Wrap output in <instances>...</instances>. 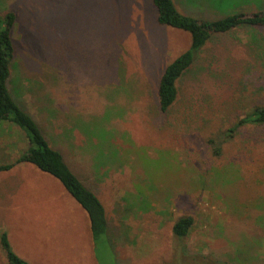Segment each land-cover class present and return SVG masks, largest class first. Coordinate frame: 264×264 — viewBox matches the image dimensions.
<instances>
[{
  "label": "rangeland",
  "instance_id": "rangeland-1",
  "mask_svg": "<svg viewBox=\"0 0 264 264\" xmlns=\"http://www.w3.org/2000/svg\"><path fill=\"white\" fill-rule=\"evenodd\" d=\"M237 1L233 9L214 0L177 3L200 18L264 6ZM153 6L0 0L1 11L17 13L11 89L99 194L109 219L95 252L88 214L59 180L29 163L1 172L0 231L32 264H264V126L224 134L264 104V28L215 35L162 113L161 75L191 36L160 25ZM7 125L0 163L27 147L25 133ZM112 152L116 160L103 154ZM186 215L195 223L179 238L173 225ZM0 264H7L1 245Z\"/></svg>",
  "mask_w": 264,
  "mask_h": 264
},
{
  "label": "trees",
  "instance_id": "trees-1",
  "mask_svg": "<svg viewBox=\"0 0 264 264\" xmlns=\"http://www.w3.org/2000/svg\"><path fill=\"white\" fill-rule=\"evenodd\" d=\"M152 1L155 6L153 7L157 9V21L160 25L186 31L191 36L190 47L170 62L161 75L158 106L162 113H167L175 104L179 97V80L194 65L199 52L215 35L226 34L243 26L264 28V6L256 10L228 12L218 18H200L184 13L179 8L177 0ZM214 1L218 3L217 7L224 9L238 5L237 0ZM16 26L17 13L13 10L1 11L0 9V126L4 122L18 126L25 133L27 147L22 150L16 160L1 162L0 173L11 171L20 163H29L59 180L87 212L96 252L101 237L109 235V219L105 203L99 194L75 172L65 154L51 144L41 124L20 103L11 89L12 64L16 56L13 32ZM247 125L264 126V104L253 106L239 117L234 125L226 129L224 134L226 138L231 139L242 126ZM96 129L102 130L95 126L93 130ZM94 134L98 135L103 146H105L104 143H110V138H102L97 131ZM209 143L215 144L216 140L211 138ZM214 147L215 153L222 152L221 147ZM103 154L113 160L118 158L117 152H112L111 155ZM194 223L195 218L192 215L182 216L173 225V232L177 237L184 238L191 233ZM0 245L7 264H32L14 250L9 234L4 229L0 231Z\"/></svg>",
  "mask_w": 264,
  "mask_h": 264
},
{
  "label": "crops",
  "instance_id": "crops-1",
  "mask_svg": "<svg viewBox=\"0 0 264 264\" xmlns=\"http://www.w3.org/2000/svg\"><path fill=\"white\" fill-rule=\"evenodd\" d=\"M8 124V125H7ZM8 126L9 128L12 126H14V127H17V128H19L18 126H16V125H14V124H12V123H10V122H4L1 126ZM20 129V128H19ZM21 130V129H20ZM23 164H26V163H23ZM67 190V189H66ZM68 191V190H67ZM72 196V195H71ZM73 197V196H72ZM75 209V208H74ZM75 211H76V209H75ZM88 216V215H87ZM84 217V216H83ZM84 219H85V217L83 218V221H84ZM88 222H89V227H90V221H89V217H88Z\"/></svg>",
  "mask_w": 264,
  "mask_h": 264
}]
</instances>
